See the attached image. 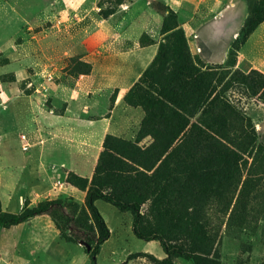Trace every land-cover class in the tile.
<instances>
[{
	"label": "rangeland",
	"instance_id": "obj_1",
	"mask_svg": "<svg viewBox=\"0 0 264 264\" xmlns=\"http://www.w3.org/2000/svg\"><path fill=\"white\" fill-rule=\"evenodd\" d=\"M133 1L96 0V3L100 7L99 14L106 17L119 12L122 3ZM149 1L153 15L151 26L162 34L160 45L165 44L160 59L168 57L170 48L186 42L201 72L209 68L222 72L220 89L225 90L224 96L242 122L236 126V120L226 124L227 113L208 109V101L204 100L208 92L191 80L190 84L178 87L169 84L165 90L185 104V120L189 118L187 127L181 132L177 133L181 128L179 124L172 130L167 118L160 117L167 110L147 109L141 103L156 97L154 82L161 75L155 76L157 66H154V79L145 72L130 91L132 103H127L140 107L137 125L128 136H114L111 142L108 140L104 152L97 155L89 180L96 173L95 182H101L106 189H114L122 198L142 201L143 230L164 234L170 241L196 250L204 264H264V0ZM64 2L0 0V41L13 33L19 40L26 41L25 30L39 37L41 32L48 31L57 44L64 43V38L57 37V17L65 12L59 5ZM16 13L27 21L20 31L15 29L20 23L16 21ZM64 18L66 16L61 19L64 21ZM176 26L183 32L173 40L170 38ZM164 27L166 30L175 28L165 32ZM148 37L143 34L141 43ZM51 61L49 77L73 85L79 74L91 69L93 55H87L82 47L78 52L52 53ZM8 68L0 62V75ZM11 81L8 76L0 77V199L3 210L18 213L23 205L32 208L49 198L59 199L65 205V215L58 214L59 222L65 227L75 224L92 232L94 222L86 206L88 187L75 186L78 189L75 197L65 194L60 185L51 188L49 194L45 178L49 169L58 184L67 185L72 171L60 168L62 162L88 176L93 168L92 150L80 159H71L67 154L70 143L66 138L69 137L55 136V132L45 134L46 146L42 144V139L31 132L30 116H23L19 108H15L19 102L24 110L28 103L31 104L30 97L27 101L16 98V95L29 93L24 91V85L12 86ZM22 135L30 143L28 150L22 149ZM225 138H228V147L239 150L238 160L224 157ZM114 145L122 146L113 151ZM44 146L46 155L42 158ZM124 167L135 171L129 173ZM96 205L111 235L102 244L95 264H156L147 257L130 258V254L138 252L152 253L158 258L166 256L159 241H147L135 235L131 213L103 200H98ZM68 214L74 221H67ZM50 220L42 214L25 224L0 227V239L9 244L18 240L12 258L21 264H91L87 248L79 241L66 243L61 240L59 230ZM37 221L46 223L43 226L45 236L40 235V238L33 234L43 230ZM66 232L73 239L70 231ZM174 264L190 262L175 258Z\"/></svg>",
	"mask_w": 264,
	"mask_h": 264
},
{
	"label": "crops",
	"instance_id": "obj_2",
	"mask_svg": "<svg viewBox=\"0 0 264 264\" xmlns=\"http://www.w3.org/2000/svg\"><path fill=\"white\" fill-rule=\"evenodd\" d=\"M64 1V4L59 5L65 9V12L60 13V17L66 16L67 20L64 18L63 21L57 17L59 20L57 37L64 38V43L61 41L57 44L56 39L51 38L48 31L41 32L39 37L24 30L23 35L28 36L26 41L19 40L14 33L10 34L5 40L0 41V62L9 67L0 77H10L12 86L24 85V91L29 94L16 95V98L19 100L25 98L27 101L30 97L33 103L30 101L31 104L28 103L24 110L20 105L22 103L19 102V105L15 104V108H19L23 116L24 114L30 116L31 132L42 139V144L46 146L45 134L56 133L55 136L69 137L66 138L70 143L67 154L71 159H80L92 150L93 168L88 176L66 167L64 162L59 166L89 178L96 165L97 155L104 149L106 136H128L137 125L140 107L128 104L126 95L153 63L159 52L162 34L151 26L153 15L149 0L122 3L119 12L110 13L106 17L99 14L100 7L96 0ZM15 16H18L16 21L20 22L15 29L20 31L27 21L17 13ZM143 34L149 37L147 41L141 43ZM82 47L87 55H93L88 73L79 74L73 85L57 82L49 77L52 53L78 52ZM1 89L0 86V91ZM53 117L54 121L51 122L50 119ZM56 125L58 127H55ZM77 141L78 144L75 143ZM45 146L41 149L42 158L46 155ZM51 172L49 169L45 172L49 194L52 191L50 189L58 188V185L71 197L78 194V189L70 183L58 184ZM43 215L50 217V221L58 229L50 215ZM37 222H40L43 230L32 233L40 238V235L45 236L43 226L46 223ZM60 239L66 243L76 242L70 237H63L61 232ZM17 243L18 240L9 244L5 239H0V264H21L11 256Z\"/></svg>",
	"mask_w": 264,
	"mask_h": 264
},
{
	"label": "trees",
	"instance_id": "obj_3",
	"mask_svg": "<svg viewBox=\"0 0 264 264\" xmlns=\"http://www.w3.org/2000/svg\"><path fill=\"white\" fill-rule=\"evenodd\" d=\"M174 28L175 27L166 30V28L164 27L163 30L165 29L164 31L168 32ZM182 32L183 31L181 29H178L176 26V29L171 35V38H169H173V40H176ZM164 46L165 44L160 45L159 52L156 58L154 59L148 71H146V74L154 79V74L152 73V71L154 70V66H157L155 76L158 73L161 75L159 80H155L158 83L154 82V84L157 86V91L155 90L156 97L153 99H148L147 102H144L143 100L141 101V103H143L147 109H154L157 107V109L162 110V112H164L163 110H167L165 114L161 113L160 117H163L164 119L165 117L167 118V125L172 130H175V127L178 124L181 125L180 127L182 129L180 128V130L177 131V133H179L183 130V128L187 127L189 121L188 117V120H185L186 115L185 112H183L185 109V104H181L178 97L172 98L170 93L166 92L165 90L169 88V84L174 83L175 86L178 87L179 84H190L191 80H195L197 82V86L202 87L204 89V92H208L207 98L204 99L205 101H208V103L206 102V106H208V109L214 108L219 110L220 112H226L227 117H224V119L226 120V124L236 120L234 126L239 125L242 122V118L234 112L233 106H231L228 98L224 96L225 90L220 89V85L222 82L220 78L222 72L220 73V70L218 71L217 68H209L205 72H201L200 69L195 65L194 58L191 55L190 50H188L186 42L185 45L182 44L180 47L170 48L168 57L162 58L161 60L160 55L163 54ZM89 70L87 71V73L89 72ZM131 92L126 95V101L129 103H132L130 98ZM208 127V124H206V128ZM111 139H114V136H106L103 152L106 149L108 140L110 141ZM227 139L228 138H225L224 141V147L226 149L224 157L229 160L236 161L239 159V150L231 149L230 147H228ZM120 146L122 145H114L113 151H117ZM235 147L241 149L238 145H235ZM124 169L126 171H129V173L135 171L128 167H124ZM96 170L97 168L95 169V172ZM96 175L97 174L94 173L93 178L89 180L88 177L80 176L75 172H71L66 180L68 183L81 189H85L88 187L86 194V206L94 222V230H92V232L89 230L81 229L75 224H71L67 227L61 224L58 220V214L65 215V205L64 202L59 199H50L32 208L28 207V205H23L18 213H9L3 210L2 201L0 199V227L10 228L35 216L48 214L54 219L58 229L63 236L68 237L66 231L69 230L74 241L84 240L91 246V250L88 251V253L91 258V264H95L96 257L101 250L102 244L111 235L110 228L105 218L101 214L98 206L96 205V202L98 200H103L114 205L121 211L131 213L133 231L135 235L143 240L159 241L166 254L164 258H158L152 253L138 252L130 254V258L139 256L147 257L150 261L156 264H174L175 258H183L189 261L190 264H204L201 256L197 254L196 250L194 251L191 248H187L181 244L172 242L164 234L143 230L141 226L143 220L142 201L137 199L129 200L118 196L114 189H106L104 186H102L101 182H95L94 177ZM66 219L69 222L74 221V217L69 214L66 215Z\"/></svg>",
	"mask_w": 264,
	"mask_h": 264
},
{
	"label": "built area",
	"instance_id": "obj_4",
	"mask_svg": "<svg viewBox=\"0 0 264 264\" xmlns=\"http://www.w3.org/2000/svg\"><path fill=\"white\" fill-rule=\"evenodd\" d=\"M21 142H22V149L28 150L30 147V143L27 141V138L25 135H22Z\"/></svg>",
	"mask_w": 264,
	"mask_h": 264
},
{
	"label": "water",
	"instance_id": "obj_5",
	"mask_svg": "<svg viewBox=\"0 0 264 264\" xmlns=\"http://www.w3.org/2000/svg\"><path fill=\"white\" fill-rule=\"evenodd\" d=\"M79 242L87 248V251L91 250V246L86 241L80 240Z\"/></svg>",
	"mask_w": 264,
	"mask_h": 264
}]
</instances>
